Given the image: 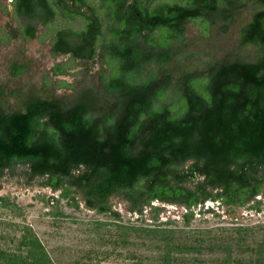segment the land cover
I'll return each mask as SVG.
<instances>
[{
	"label": "trees",
	"instance_id": "obj_1",
	"mask_svg": "<svg viewBox=\"0 0 264 264\" xmlns=\"http://www.w3.org/2000/svg\"><path fill=\"white\" fill-rule=\"evenodd\" d=\"M93 1L14 0L27 39L38 23L81 20L78 30L57 31L53 51L72 62L99 58L102 67L96 87L79 91L74 101L32 94L24 109L0 110V179L26 166L29 182L39 179L59 192L52 205L83 203L112 217L114 248L102 255L116 249L132 264H264V240L248 258L238 254L250 228H236L226 242L211 239L208 229H190L196 209L210 201L256 211L264 206V0L253 1L238 29L240 45L253 46L255 60L211 57L198 65L185 50L187 24L201 20L207 34L219 19L225 28L244 0ZM53 71L63 75L66 65ZM23 72L24 66L10 67L14 77ZM113 197L141 222L125 223ZM155 202L184 207V226L156 224L162 208ZM2 206L10 207L8 198L0 197ZM147 208L156 213L151 223L144 219ZM206 212L213 208L198 214ZM6 235L13 244L0 245V264H57L30 226L20 236ZM210 252L216 258L205 260ZM94 253L86 250L84 259L93 261Z\"/></svg>",
	"mask_w": 264,
	"mask_h": 264
},
{
	"label": "rangeland",
	"instance_id": "obj_2",
	"mask_svg": "<svg viewBox=\"0 0 264 264\" xmlns=\"http://www.w3.org/2000/svg\"><path fill=\"white\" fill-rule=\"evenodd\" d=\"M253 1L244 0V5L237 8L233 21L228 22L229 26L225 28L224 20L219 19L214 20L207 34L201 20L187 24L188 45L185 50L190 57L189 63L198 65L211 57L217 60L228 58L231 61L255 60V48L240 45L238 30L250 18L255 8ZM92 5H96V2L93 1ZM81 23L79 19L67 21L58 16L48 26L36 24L35 37L27 39L21 35V28L26 20L16 14L14 0H0V110L12 112L24 109L26 99L32 94L74 101L79 91L96 87L102 60L96 58L88 63L72 62L71 55L55 54L53 51L57 31L61 28L78 30ZM13 64L24 66L25 72L17 77L12 76L10 67ZM61 64L66 65V73L55 75L54 67ZM64 83L72 84L73 87H64ZM27 172L26 166H18L14 175L7 173L0 179V197L8 198L10 205L0 207V235L4 236V240H0L1 246L6 248L13 244L6 234L20 236L23 226H30L57 264H132V261L117 257L116 249L108 254H101L114 248L113 235L117 233V228L112 217L96 214L86 209L83 203L79 208L72 207L66 200L52 205L50 197H58L59 192L43 188L39 179L29 182ZM262 199L264 200L263 196ZM111 204L122 215L125 223L141 222L137 219L138 215L126 211V204L118 197H113ZM153 205L162 208L157 214L156 224L174 222L169 225L184 226V207L159 202ZM203 208H213V212L198 214ZM195 212L190 229H208L211 231V239L219 238L226 242L237 236L236 228L252 229L250 236L243 233L247 236L242 245L245 252L241 250L239 256L243 253L248 258V254H252L251 248L264 240V231L257 233L259 227L264 226V206L261 211H256L247 207H220L218 202L210 201L204 207L199 206ZM154 215L156 213L147 208L144 219L151 223ZM98 221H101V225L96 226ZM215 249L220 256L222 252H218L219 248ZM86 250H93L100 257L93 254L94 260L87 261L84 259ZM217 253H206L203 258H216ZM126 255L127 250L124 252V256ZM79 258L82 260L77 263Z\"/></svg>",
	"mask_w": 264,
	"mask_h": 264
}]
</instances>
